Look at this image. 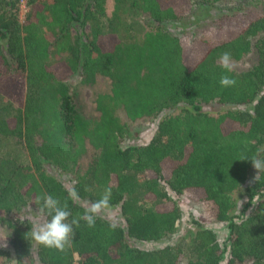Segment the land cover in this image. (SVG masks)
Wrapping results in <instances>:
<instances>
[{"label":"trees","instance_id":"1","mask_svg":"<svg viewBox=\"0 0 264 264\" xmlns=\"http://www.w3.org/2000/svg\"><path fill=\"white\" fill-rule=\"evenodd\" d=\"M123 4L147 19L139 41L118 37ZM200 6L225 11L215 31L188 43L167 29ZM225 51L231 72L219 62ZM73 75L107 82L93 99L97 118L76 106ZM222 75L235 86L221 87ZM0 98V140L22 152L0 157V226L11 231L0 264H220L225 249L208 222L227 225L225 264H264V171L248 182L250 159H264V0H0ZM136 122L155 130L145 144L124 146ZM109 188L124 226L81 220L63 251L35 242L19 217L50 194L71 220ZM240 191L244 211L256 202L235 221ZM177 197L202 215L174 242L139 248L175 233Z\"/></svg>","mask_w":264,"mask_h":264},{"label":"rangeland","instance_id":"2","mask_svg":"<svg viewBox=\"0 0 264 264\" xmlns=\"http://www.w3.org/2000/svg\"><path fill=\"white\" fill-rule=\"evenodd\" d=\"M112 9L113 5L108 2L106 11L107 17L110 16ZM132 10L127 9V6L125 4L121 5L117 10L118 18L117 20L113 21V25L116 28L118 37L123 42L139 41L142 32L147 29V19L145 18V16L141 14L139 15V13H137V15L132 14ZM25 12L26 7L22 2L18 12V18L20 21H22ZM222 13H225V11H221L218 8H212L209 6H200L196 8L189 16H187L181 22L169 23L166 25V27L172 34H174L178 38L183 39L188 43H191L195 40L201 39L203 33L215 31L216 25L214 24V20ZM84 31H87V29H85ZM54 62L57 61L55 60L52 63ZM245 66H247V63L237 65L235 66V68L240 69L245 68ZM69 80L72 87V94L74 97L75 104L79 108L82 115L89 119L97 118L98 115L94 110L93 99L96 94L104 93L108 90L107 82L104 79L97 77L93 84L85 85L79 82L80 79L77 75H73ZM2 107L6 106L5 102L0 98V108ZM3 114L6 115L7 113L4 112ZM129 130L130 137L124 142V146L145 144L149 137H151V135L153 134L155 130V124H143L136 122L134 124L129 125ZM3 156H12L13 158L20 160L22 158V152L18 147L15 146L12 140L2 139L0 140V157ZM47 169L50 171L49 167H47ZM253 172H255V170L251 171L252 175L250 174L248 182H250L252 180V177L255 176ZM63 181H66L65 177L63 178ZM174 199L181 210V218L176 225L175 233L166 240L158 241L155 243L139 244L137 245L139 248L151 249L174 242L177 238L182 237L188 231V229L191 227L190 223L192 219H196L202 215V210L198 204L193 203L184 197H177ZM255 202L256 201L252 203V206L255 204ZM81 204L86 206L89 203L81 202ZM243 206L244 200L241 198L240 191L239 194L236 195V207L233 211L235 221L245 216L252 207L251 206L244 211ZM19 217L22 220L28 221L31 226L34 223H43L45 221L44 217L39 214L38 210L32 207L25 208L21 212ZM100 217L119 227L124 226V222L120 215L118 206L105 210V212L102 213ZM204 225L205 227L210 228L214 231V233L217 235V238L223 245L225 249V254L220 264H225L228 249V231L226 223L208 222ZM10 234L11 231L7 227L0 226V243L7 239L8 244ZM4 249H9V246ZM9 264H11V262Z\"/></svg>","mask_w":264,"mask_h":264},{"label":"clouds","instance_id":"3","mask_svg":"<svg viewBox=\"0 0 264 264\" xmlns=\"http://www.w3.org/2000/svg\"><path fill=\"white\" fill-rule=\"evenodd\" d=\"M221 66L226 72L232 71V57L230 52H223L219 58ZM221 87L235 86L236 80L228 75H222L220 77ZM241 160H249L247 157H243ZM253 168L256 170V175L253 181L258 178V173L264 171V159H260L254 156L250 159ZM85 191H91L86 188ZM69 198L73 202L80 200L79 193L73 189L69 192ZM111 189H105L101 198L95 202L89 203L85 206L83 215L77 216L69 220L72 213L68 209L67 204L60 205L58 199L54 198L50 194H45L42 197H38L43 200L42 206L39 207L38 212L41 216H48L50 219H46L43 223H34L31 226V237L32 239L48 248H54L58 251H63L67 245L70 244L71 238L75 235L74 227L80 226V221H85L87 227H95L96 218L100 216L105 210L110 207ZM0 247L7 248V239L0 243ZM11 264H18L15 259L10 260Z\"/></svg>","mask_w":264,"mask_h":264}]
</instances>
